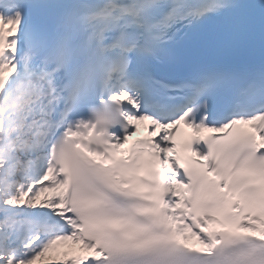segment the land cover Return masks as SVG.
<instances>
[{"label":"snow or ice","instance_id":"snow-or-ice-1","mask_svg":"<svg viewBox=\"0 0 264 264\" xmlns=\"http://www.w3.org/2000/svg\"><path fill=\"white\" fill-rule=\"evenodd\" d=\"M0 264H264V0H0Z\"/></svg>","mask_w":264,"mask_h":264}]
</instances>
